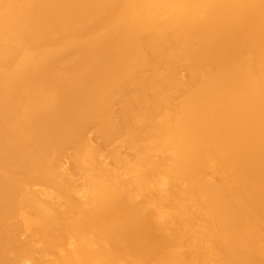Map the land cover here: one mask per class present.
<instances>
[{
    "label": "bare ground",
    "instance_id": "1",
    "mask_svg": "<svg viewBox=\"0 0 264 264\" xmlns=\"http://www.w3.org/2000/svg\"><path fill=\"white\" fill-rule=\"evenodd\" d=\"M0 264H264V0H0Z\"/></svg>",
    "mask_w": 264,
    "mask_h": 264
},
{
    "label": "rangeland",
    "instance_id": "2",
    "mask_svg": "<svg viewBox=\"0 0 264 264\" xmlns=\"http://www.w3.org/2000/svg\"><path fill=\"white\" fill-rule=\"evenodd\" d=\"M117 107H118V105H115V106L113 107V109L116 110Z\"/></svg>",
    "mask_w": 264,
    "mask_h": 264
}]
</instances>
